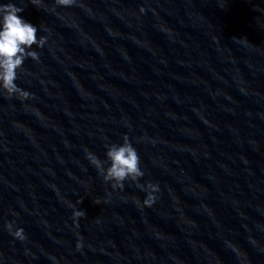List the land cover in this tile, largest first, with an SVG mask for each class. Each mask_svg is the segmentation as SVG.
Returning a JSON list of instances; mask_svg holds the SVG:
<instances>
[{
    "label": "clouds",
    "instance_id": "clouds-1",
    "mask_svg": "<svg viewBox=\"0 0 264 264\" xmlns=\"http://www.w3.org/2000/svg\"><path fill=\"white\" fill-rule=\"evenodd\" d=\"M57 6L70 7L76 3V0H54ZM34 5H39L40 0H31ZM23 8L9 2L0 4V91L7 94L8 97L17 95L21 100L30 98V93L17 86V70L22 69L26 58L38 60L36 51H30L33 45L43 47L46 43V37L38 38V29L30 22H26L19 13ZM55 9H53L54 11ZM144 9H141L143 12ZM87 151V150H86ZM107 161H102L94 153L87 152V159L102 175L104 182H111L113 189H123L124 181L131 180L137 182V187L143 189L147 196L142 204L151 207L155 202V193L159 191V185L151 182L147 185L139 184V180L144 176L140 167V157L136 148L129 141L127 135L123 137L122 144H110L107 146ZM105 163L109 166L105 167ZM99 203V201H95ZM137 204L141 202L136 200ZM85 215L83 211H74L73 217L78 218ZM9 232L17 239L26 238L24 230L17 228L13 230V223L6 225Z\"/></svg>",
    "mask_w": 264,
    "mask_h": 264
}]
</instances>
